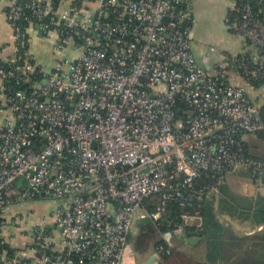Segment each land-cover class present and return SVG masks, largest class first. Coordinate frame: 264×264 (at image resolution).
<instances>
[{
    "label": "built area",
    "instance_id": "built-area-1",
    "mask_svg": "<svg viewBox=\"0 0 264 264\" xmlns=\"http://www.w3.org/2000/svg\"><path fill=\"white\" fill-rule=\"evenodd\" d=\"M238 12L228 27L252 52L212 67L195 57L190 0H10L1 243L8 226L29 222L14 208L40 202L52 210L30 232L36 264H123L143 210L168 230L170 253L187 227L202 233L205 204L219 207L230 176L264 179V161L247 152L264 131L261 109L230 79L264 77V21L250 4ZM38 35L48 68L33 55ZM169 202L182 208L178 221L164 220Z\"/></svg>",
    "mask_w": 264,
    "mask_h": 264
},
{
    "label": "crops",
    "instance_id": "crops-1",
    "mask_svg": "<svg viewBox=\"0 0 264 264\" xmlns=\"http://www.w3.org/2000/svg\"><path fill=\"white\" fill-rule=\"evenodd\" d=\"M193 8V43H194V53L197 61L202 63L204 59H207V63L214 67L217 63L223 61L225 58L234 57L251 51V48L246 44V42L240 37L236 36L230 31L227 24V16L230 11L236 8L237 0H190ZM10 0H0V64L6 59L10 58L13 54V32L7 19V11ZM33 55L38 64L48 68L52 61V52L48 42L41 36L35 38ZM230 79L237 85L243 86L247 89L250 97L256 105L260 108L264 107V88H254L248 84L243 77H241L236 70L230 72ZM1 88V84H0ZM250 138V137H249ZM249 138L247 139L248 143ZM255 138V144L258 146V136ZM258 153V150H256ZM252 152V151H251ZM231 182L228 181V184ZM231 191L232 187L228 186ZM231 188V189H230ZM262 189V188H261ZM264 190V189H262ZM231 193H234L231 191ZM264 196V193H260ZM242 197V196H240ZM258 196H255L257 199ZM52 205L47 203H28L26 206L19 210L15 207V212L19 211L22 215L30 214L29 222L26 226L17 231L8 226L5 229V236L7 238V243L17 250V257L24 259L23 264H36L34 259V253L32 252V238L30 232L33 230V225L43 220V218L49 215L52 210ZM225 220L222 222L230 221L227 217H231L228 214L222 215ZM236 220L246 221L251 224V227L243 229V232L238 231V228L234 226L230 230L231 232L244 237H250L258 234V231L264 229V226L256 225L252 218H236L231 217ZM28 231H27V230ZM194 232H197L194 230ZM189 232L184 234L183 243L179 247L181 250L187 252L191 257L199 262L205 263L207 246L204 240V235L201 241L197 244H191L187 241L189 238ZM138 238V237H137ZM137 239H135V243ZM156 251V249H154ZM150 252V251H149ZM148 252V253H149ZM146 254V253H145ZM156 256V260L153 264H158L160 261V254H151L145 259L146 261L141 262L144 264L151 257ZM0 264H17V263H0Z\"/></svg>",
    "mask_w": 264,
    "mask_h": 264
},
{
    "label": "trees",
    "instance_id": "trees-1",
    "mask_svg": "<svg viewBox=\"0 0 264 264\" xmlns=\"http://www.w3.org/2000/svg\"><path fill=\"white\" fill-rule=\"evenodd\" d=\"M243 4H250L256 17L264 21V0H237L236 8L233 11H230L227 16L229 27L239 17L238 8L242 7ZM230 31L234 33L232 28H230ZM246 44L249 46L248 42H246ZM251 52L252 51H249L247 53L250 54ZM248 55H245V57ZM228 60L229 62H232L233 57L228 58ZM243 79L254 88H264V77L258 76V78H253L251 76H245ZM260 109L262 120L264 122V107H261ZM257 136L259 141H264V131L258 132V134L251 137L253 138ZM262 143L264 146V142ZM247 148V152L250 156L264 161V155L259 156L255 152L250 151L249 143L247 144ZM254 183L256 184V182ZM228 185L229 184L222 188V198L219 201V207L216 208L214 203L207 202L202 211V234L204 235V240L206 241L207 246V261L205 263L197 261L180 248H176L170 253H167L168 248L162 239V234L168 230L166 228L156 227L149 220V222L142 227L141 234L137 238L136 250L142 254L148 253L152 249L159 250L161 253L158 264H264V256L261 254V252L264 251V235L258 233L255 239L257 240L258 238V242L251 245L250 248L245 249L243 244L249 237L240 236L231 232V230L228 231L220 218L223 214H228L231 217H236L238 219L252 218L253 222L258 225V227L264 226V196L258 194L257 200H251L248 208H240L237 201L241 200L238 196L231 193ZM258 187L260 189H264V179L258 181ZM157 200L158 199L156 198L154 202L157 203ZM147 207L149 210H153L155 208L152 204H148ZM166 207L167 216L164 220L178 221L182 212V208H180L179 203L169 202ZM240 213L243 214L240 215ZM194 230H196L194 227L186 228V232L189 233L194 232ZM257 248L258 253L256 252ZM234 249L243 250L242 253H244V258L242 261L230 262L233 260L232 251ZM17 253V250L12 248L8 243L2 244L0 239V263H11L10 260L16 258ZM3 256L5 257L4 260L2 259Z\"/></svg>",
    "mask_w": 264,
    "mask_h": 264
},
{
    "label": "rangeland",
    "instance_id": "rangeland-1",
    "mask_svg": "<svg viewBox=\"0 0 264 264\" xmlns=\"http://www.w3.org/2000/svg\"><path fill=\"white\" fill-rule=\"evenodd\" d=\"M249 140H251V141H249L250 151L256 153L257 152L256 150H258V153H256V154H258L259 156H263L264 155V146H263L262 142H264V141L261 142L258 140V146H257L255 144V141H254L255 138L254 137L253 138L250 137ZM228 180H229V182H231V184L229 183V185L232 187V189L231 188L230 189H231V191L234 192L232 194L235 196H238V198L241 200V201H237V204L239 205L240 208H244V207L248 208L251 200H253V201L257 200V199H254L255 196H258V194H260L261 192L264 193V190H262L258 187V183L255 184L254 182H252L250 177L248 176V174H246L245 172L236 173V174L230 176ZM240 196H242V197H240ZM143 214H145L144 210H143L142 215ZM242 214L243 213H240V215H242ZM142 215L137 219L136 225L134 227V233L132 235V241L127 246V249L125 251V257L123 260V264H140L141 262L146 261L145 259L150 254L152 256L156 252L155 250L152 249V250H150L149 253L142 254L136 250L135 239H137V237L140 236L142 227L145 226V224L147 222H149L148 221L149 219H146V217L142 218ZM222 217L223 216L220 217L221 221H224L225 219ZM241 217H243V216H241ZM227 219L230 221H227V223L226 222H223V223L225 224L226 229L228 231H230V227L232 228L233 226L235 228H238L237 230L241 231V232H243L244 228L251 227V224L249 222L236 220V219H233L231 217H227ZM258 233H261L262 235H264V229L260 230V232L258 231ZM256 235H258V234H256ZM256 235L249 237L248 240L244 242L243 247L245 249L250 248L251 245L258 242V238H257V240H255ZM242 249H234L232 251V256H233L232 259L233 260L230 262H240L243 260L244 253H242L243 252ZM235 252H236V254H235ZM256 252L258 253V248L256 249ZM261 254L264 256V251H262ZM153 261H154V259L148 264H152Z\"/></svg>",
    "mask_w": 264,
    "mask_h": 264
},
{
    "label": "water",
    "instance_id": "water-1",
    "mask_svg": "<svg viewBox=\"0 0 264 264\" xmlns=\"http://www.w3.org/2000/svg\"><path fill=\"white\" fill-rule=\"evenodd\" d=\"M189 238L187 239V241L191 244H197L201 241L203 234L200 232H191L189 233ZM152 258H154L156 260V256H153Z\"/></svg>",
    "mask_w": 264,
    "mask_h": 264
},
{
    "label": "bare ground",
    "instance_id": "bare-ground-1",
    "mask_svg": "<svg viewBox=\"0 0 264 264\" xmlns=\"http://www.w3.org/2000/svg\"><path fill=\"white\" fill-rule=\"evenodd\" d=\"M153 259H154V258L151 257V258H150L146 263H144V264H148V263H150ZM154 261H155V259H154ZM154 261H153V262H154ZM153 262H152V264H153Z\"/></svg>",
    "mask_w": 264,
    "mask_h": 264
}]
</instances>
